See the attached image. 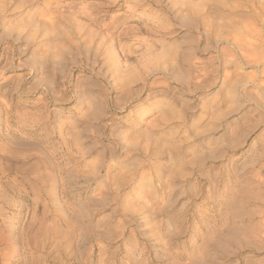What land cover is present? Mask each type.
I'll return each mask as SVG.
<instances>
[{"label": "rangeland", "instance_id": "374dc122", "mask_svg": "<svg viewBox=\"0 0 264 264\" xmlns=\"http://www.w3.org/2000/svg\"><path fill=\"white\" fill-rule=\"evenodd\" d=\"M0 264H264V0H0Z\"/></svg>", "mask_w": 264, "mask_h": 264}]
</instances>
